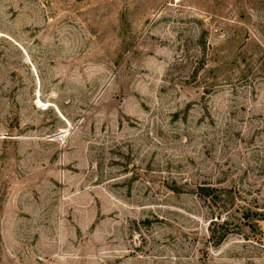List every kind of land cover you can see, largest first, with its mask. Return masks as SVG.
<instances>
[{"label":"rangeland","instance_id":"374dc122","mask_svg":"<svg viewBox=\"0 0 264 264\" xmlns=\"http://www.w3.org/2000/svg\"><path fill=\"white\" fill-rule=\"evenodd\" d=\"M0 264H264V0H0Z\"/></svg>","mask_w":264,"mask_h":264},{"label":"trees","instance_id":"16d2710c","mask_svg":"<svg viewBox=\"0 0 264 264\" xmlns=\"http://www.w3.org/2000/svg\"><path fill=\"white\" fill-rule=\"evenodd\" d=\"M224 224H226V221L223 220V223H221L220 226L223 228ZM226 236H227V230L225 228L224 231L219 235V237L216 240V242L220 243Z\"/></svg>","mask_w":264,"mask_h":264}]
</instances>
